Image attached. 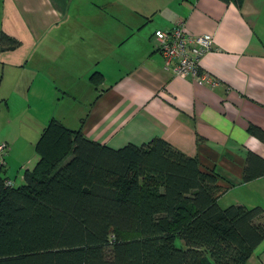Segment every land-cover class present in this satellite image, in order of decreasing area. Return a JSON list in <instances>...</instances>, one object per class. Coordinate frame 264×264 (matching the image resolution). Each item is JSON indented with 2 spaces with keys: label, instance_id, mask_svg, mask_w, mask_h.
Here are the masks:
<instances>
[{
  "label": "crops",
  "instance_id": "obj_1",
  "mask_svg": "<svg viewBox=\"0 0 264 264\" xmlns=\"http://www.w3.org/2000/svg\"><path fill=\"white\" fill-rule=\"evenodd\" d=\"M179 21L211 35L199 67L213 84L165 67L154 31ZM1 33L17 43L0 50V107L77 104L45 113L32 150L0 135L14 185L35 165V142L54 117L114 149L160 137L217 174L218 203L238 190L230 204L262 206L264 221V175L242 180L247 151L264 159V143L246 131L250 123L264 130V0H0ZM95 71L98 85L89 79ZM246 264H264V241Z\"/></svg>",
  "mask_w": 264,
  "mask_h": 264
},
{
  "label": "trees",
  "instance_id": "obj_2",
  "mask_svg": "<svg viewBox=\"0 0 264 264\" xmlns=\"http://www.w3.org/2000/svg\"><path fill=\"white\" fill-rule=\"evenodd\" d=\"M16 43L1 33L0 50ZM34 150L22 183L0 167V264H246L264 241L262 206L221 207L217 174L160 137L114 149L52 117ZM262 175L247 151L242 180Z\"/></svg>",
  "mask_w": 264,
  "mask_h": 264
},
{
  "label": "built area",
  "instance_id": "obj_3",
  "mask_svg": "<svg viewBox=\"0 0 264 264\" xmlns=\"http://www.w3.org/2000/svg\"><path fill=\"white\" fill-rule=\"evenodd\" d=\"M154 38L166 68L170 67L174 74L181 77L192 76L198 83H214L212 77L199 67L200 57L212 49L210 34H191L185 23L179 21L170 29H156ZM7 153V142H0V167L5 165ZM5 184L10 185L12 181L6 180Z\"/></svg>",
  "mask_w": 264,
  "mask_h": 264
},
{
  "label": "rangeland",
  "instance_id": "obj_4",
  "mask_svg": "<svg viewBox=\"0 0 264 264\" xmlns=\"http://www.w3.org/2000/svg\"><path fill=\"white\" fill-rule=\"evenodd\" d=\"M70 103L73 104V107L77 105L71 100H67L58 104L56 106V109L54 110V103H44V105L41 103L40 105L38 104L35 109H29L28 106H25V104H27V101H11L10 112H7V110L2 108V106L0 107V135L10 136L13 138L15 137V140L18 141V145L24 144L26 147H29V149L32 150L33 147L28 143V140H30L32 136H36V131L34 129L36 126L37 130L40 128L38 127V124H40L45 113L49 112V114L59 116L62 114V112L66 111L65 107ZM38 113L41 118L39 120H35V116L37 119ZM35 140L36 139H34L33 142H35ZM0 142L5 141L0 139ZM7 145L9 148L8 143ZM31 150L29 151L31 152ZM17 169L18 167L15 169V171ZM15 185H18V182H16ZM236 194H238V190L224 196L223 198L221 197V199L219 200V205L221 207L228 206L230 204V198L232 197V195ZM176 245L183 247L184 243L181 239H176Z\"/></svg>",
  "mask_w": 264,
  "mask_h": 264
}]
</instances>
